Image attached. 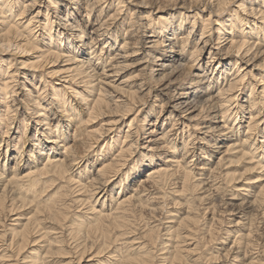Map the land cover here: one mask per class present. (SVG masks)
I'll return each instance as SVG.
<instances>
[{"label":"bare ground","instance_id":"1","mask_svg":"<svg viewBox=\"0 0 264 264\" xmlns=\"http://www.w3.org/2000/svg\"><path fill=\"white\" fill-rule=\"evenodd\" d=\"M115 1L117 0H0V168H2L0 186L3 187L0 195V226L4 222L2 217L4 220L6 217L11 218L13 222L11 241L4 238L8 234L6 230L2 232V237L0 236L1 264H17L12 260L11 253L2 251V249L8 251L14 243L19 249L18 256L36 246L33 252L30 251L29 258L26 259V256H23L20 264H47L49 258H57L53 257V246H58L57 252L64 254L61 258L68 260L65 264H72L75 259L77 260L75 264H93V261H99L103 257H108L107 264H155V259L159 255L154 254L156 256L154 258L153 254L146 253L144 256L141 255V258L133 259L129 257V253L119 256L117 250H114L115 247L111 250L110 245L113 247L117 241H123L125 238L123 236L129 233V230H119L114 235L113 229L115 227L116 229L129 228L128 226L131 229V225L125 223L130 222L128 217L131 210L127 202L134 197H139L143 190L158 186L165 181L166 177L179 174L180 179H183V187L187 189L188 186L191 187L188 181L191 179L192 172L188 169V163L193 156L190 155L187 145L193 140L192 132H190L192 128L200 132L201 137L196 138L206 140L204 145L207 148L211 147L216 153L215 160L207 158L208 160L203 161L197 168L199 172L209 170L212 173L215 170H221L228 174V170L231 167L233 169L234 162L238 163L241 158H247L251 162L247 164V167L252 166L249 172L240 174V177L264 169V140L258 141L260 133H263L261 137H264V79L259 83V88L251 89L250 96L244 100L248 104H240L237 109H235L236 105L233 107L239 95L246 92L245 80L255 68L252 62L261 49L260 40H264V0L261 3L252 0L247 3V6L241 4V11L248 15L239 16L235 12L230 13L229 17H227L229 6L235 5L238 0H166L165 2H169L167 5L163 3L158 8L155 7L156 14L150 10L143 17V27L149 34L146 33L143 36V45H139L140 47L135 45L138 41L134 40L136 42L134 43L133 36L130 34L134 32H132L131 24L134 12L130 13L132 15L124 28L125 36L121 37L122 41H119L118 33L112 31L114 26H119L116 23L123 18L125 7L123 4L126 0H118L114 4ZM197 5L202 13L198 11L199 13L188 19L189 16L185 15L192 12ZM210 6L215 7V15L209 11ZM173 11H176L178 15L170 14L171 20L168 17L166 22L157 26L156 18L163 19L158 14H169ZM206 12L207 14L209 12L208 17L204 15ZM178 17L177 22L175 18ZM108 19L112 20L111 23H108ZM188 20L191 21V28L184 29V21ZM247 22L249 23L245 31L243 26L247 25ZM210 24H215L216 28L211 30ZM104 25L107 27L104 28ZM85 28H88L91 33L89 37L86 34L88 29L86 31ZM211 31L217 32V39L213 37ZM154 49H158L159 53L155 54L157 63H153L157 67L153 65L149 67L146 54ZM137 52H140V56L136 59L135 65L141 67L138 74L142 71L145 74V70L152 72L153 75L158 73L161 76L158 85L152 87L147 84L146 79L143 81L134 77L121 79L122 70L128 66L124 61L127 57L138 54ZM206 55L209 59L204 61ZM234 56L237 59L226 63V58H234ZM182 80H185L187 85H180ZM103 85L112 86L115 91L124 92L123 97L127 95L134 97L136 94H141L143 97L154 90L159 94L169 95L170 99L166 103L167 108L156 112V118L153 121L142 122L143 125L146 124L145 127H133L136 120H130L129 129L121 140V144L115 152H109L107 158L102 161L97 170V177L91 183L86 181L78 183L75 187H78L75 191L77 192L75 203L87 204L90 196L94 195L95 198L98 191L110 182V177L124 167L122 161L126 153L137 146L140 133H144L143 136L146 138L142 141V145L139 143V148L145 150L143 160L151 161L152 156L157 155L155 150L165 151L170 144L173 147V155L165 157L166 159L159 165H153L152 160L153 167L137 181L136 188L130 192L129 196L117 199L114 209L117 210L116 213L113 209L92 207L89 223L90 225L94 223L96 230L93 235L87 236L91 244L82 245L79 254L75 256L76 252L71 254V252H65V248L62 250V247H59L64 246L63 239L60 240V234L64 233V228L61 227L62 224L66 225L70 203H66L63 199L56 200L46 210L41 211L45 212L44 218H32L24 217L25 214L16 212L19 209L28 208L24 197L17 198V202L21 203L20 206L12 203L7 206L3 200L9 192L11 194L16 191L19 194L25 192L29 195L39 183L50 177H65L67 183L72 182L69 171L71 167L76 168L75 161L82 158V155H76L80 147L76 137L81 136L78 125L75 127L73 139L70 138L72 134L68 133L73 125L72 122L80 120L78 113L81 108L76 107V104H79L89 117L101 112L103 107L112 108L113 103L109 104V101H112L111 97L107 98L110 94L105 95ZM70 94L73 95L72 98L77 102L76 104L70 99ZM158 105L155 103L151 108ZM113 108L115 112L111 119L105 122L97 133L96 131L89 133L91 134L89 137L94 139L87 143V151L93 147L94 143L112 134L114 128L124 121L126 114L117 113L121 108L119 109L118 106ZM206 112H210L207 117L211 116L212 120L214 119L213 123L199 122ZM12 113L17 114L15 119ZM24 113L27 115L32 113L35 123L34 128L30 130V137H27L29 141L27 144V139L24 143L21 142L27 135L28 123L25 122V130L22 134L18 123L21 120L20 116ZM27 115L23 118H27ZM237 119L239 122L236 124ZM51 121L56 122L52 124ZM231 121H233L232 127ZM215 132H217L216 136L211 135L213 137L209 138V135ZM7 135L11 139L14 137L17 141L15 145L17 149L14 151L18 159L11 169L8 162L12 158V147L10 138H6ZM174 140H180L179 144H174ZM3 142L5 151L1 152ZM1 155H3V162H1ZM208 162L211 165H207ZM66 174L68 177L65 176ZM234 176L236 175L232 176L233 179H235ZM250 178L252 176L247 179ZM89 192L92 194L88 195ZM247 192L249 194L251 191ZM258 193L252 195V199L248 202H237V206L245 204L250 208L260 207L259 203H262L258 200L264 197V189ZM59 201L61 204L58 206ZM137 207L144 208L137 204L133 209L134 212ZM12 215L16 217H10ZM24 220H26L25 223H23ZM47 222L53 225L46 227ZM86 223L88 224V220ZM171 223L175 226H170L174 227L170 229L175 231L176 240H179L186 237V235L181 236L179 230H186L190 233L189 236L192 235L196 231L198 219L196 216L188 217L186 220L171 221ZM82 224H84L83 221L78 225L79 227H76V231L74 230L77 234L84 231ZM55 225L60 226L58 228ZM154 230L156 229L150 232ZM89 231L87 228L84 232ZM150 232L147 234L148 238L155 241L156 235ZM252 239L254 238L251 232L246 233L240 242L238 241V246L243 247L246 244L248 246ZM93 248L94 250L90 251ZM165 248L167 251L164 250ZM159 250L163 252L160 253L157 264H161V261H168L167 264L183 263L181 245H166ZM112 251L118 255L112 254ZM248 264H256V262Z\"/></svg>","mask_w":264,"mask_h":264},{"label":"rangeland","instance_id":"2","mask_svg":"<svg viewBox=\"0 0 264 264\" xmlns=\"http://www.w3.org/2000/svg\"><path fill=\"white\" fill-rule=\"evenodd\" d=\"M117 1H115L114 4H116ZM138 1L139 0H126L125 1V3L123 4V6L125 5L124 11H123V18L120 21L118 20L119 22H117L116 24H118L119 26L118 27L114 26L112 31H114V33L117 32L119 35L118 37L119 41H122L121 37L125 36L124 28L128 25L127 21L132 15L130 13L134 12L133 13L134 15L135 13L138 12L136 15L134 16L132 15V18L135 20L134 21L133 19H131V24L133 25L132 32L133 31L134 32L130 34H132L131 36H133L132 38L133 41L134 40L138 41V42L136 41L137 44L135 45L140 47L139 45H143L142 44L143 39H144L143 36L147 33L143 27V21H144L143 17L146 15V12L153 10V13L156 14V11H157L156 8H158L159 5H162L163 3L164 4L166 3L165 5H167V3L169 2L168 1L165 2L166 0H147L146 2H144L145 3L144 4V3H140L143 0H140V2ZM186 1H190V0H186ZM250 1L252 0L236 1L235 5L229 6L230 10L229 9H228L229 11L227 10V17L231 15L230 13H235V12H237L239 16H242V14H244V16L248 15L241 11L242 10L241 4H243L244 6H247L248 5L247 3ZM256 1L261 3V1L263 0H256ZM197 7H199V5L195 6L192 12L187 13L186 15L184 14V15L189 16L188 19H191L193 15H196V13L201 12V10L199 11V8ZM209 11L213 12L214 13L213 15L216 14L215 7L213 6L209 7ZM182 13H185V12L182 11ZM170 14L178 15L176 11L169 12V14L168 13L158 14V16L163 17V19H159L160 17L156 18L158 19L157 26H161V24L166 22L167 21L166 18L168 17L171 20L172 16H170ZM208 14L207 12L204 13L206 17H208L207 16ZM108 20H109L108 23H111L112 20L110 19ZM175 20H177L178 22L179 17L175 18ZM92 22H94V19H92ZM248 23L249 22H247V25L243 26L245 27V31L247 30L246 26H248ZM106 27L107 26L104 25V28ZM185 28L187 29L191 28L190 20L186 22L184 21V29ZM209 28L211 30L213 28L215 29L216 25L210 24ZM85 29L87 31L88 28H85ZM212 33H213V37L217 39V32H212ZM86 34L88 37L91 35V33L89 32V29H88V33ZM141 34H142V37H141ZM148 34L149 33H147V35ZM126 37H127V32H126ZM135 41L134 43H136ZM260 42L261 44L259 47H261V49L259 50L257 56L254 58V61L252 62V65L255 68L254 70H252V72H250V75L248 74L247 79L245 80L246 81L245 82L246 92L242 95L240 94L238 97L239 99L237 98L236 103L233 104V107L236 105L235 109H237V107L240 104H244V105L248 104V102H244V100L250 96V93L252 91L251 89L253 87H254V90L256 88H259V83L261 82L262 79H264V40L261 39ZM137 53L138 54H135V56H132V57L130 56V57H127L125 61L123 60L124 63H126L130 68L127 66L125 70H122L123 74H122L121 79L126 78V77H131V78L134 77L135 79H141V80L146 79L145 81L148 82L147 84L151 85L152 87L158 85L159 79L161 78V76L158 73H155L153 75L152 72L145 70L146 71L144 72L145 74H143V71L141 74H138L140 73L141 67H138L135 65V62L137 61L136 59L140 56V52H137ZM147 54H146V58L148 59V65L149 67H151L153 63L154 64L157 63L156 62L157 58H155L156 57L155 54H159L158 49H154L153 51H151L148 54L149 56ZM207 57L208 55L204 56V61H207L209 59V57L208 58ZM223 58H226V57H223ZM235 59L237 58L234 56V58H226L225 61L226 63H229L230 61L233 62V60ZM205 64L206 63H204V65ZM153 66H156V65H153ZM119 82L117 83L119 84ZM179 84L182 86L187 85L185 80L180 81ZM125 88H127V90L129 89V87H125ZM103 89H104L106 96L110 94L109 96H107V98L110 99L111 97L112 101L111 102L109 101V104L113 103L112 108L103 107L101 112H97L96 114H93L91 117L86 115L87 113L83 110L82 107H79L80 106L79 104H76L77 102L73 100L72 98L73 95L71 94L70 96L68 95L70 99L74 101V103L76 102L75 103L77 105L76 107L81 108L80 113H78L80 120L78 119L75 122H72L73 125L68 131L69 135L72 134V136H70L71 139H73V133L75 131L76 125H78L80 129V133H81V136L76 137V141H79L78 143L80 144V145L78 144L80 147L78 148L76 155L77 156L82 155V158H79L78 161H75V163H77L76 164L77 167L76 168L71 167L69 171L70 177L72 175L71 177L73 179L72 182L67 183L66 182L67 179L65 177H62V178L61 177H50V178H47L46 181H44L47 183H44V182L39 183L34 189V191H32L31 194L29 195L25 194V192L19 194V192L17 193V191L15 190L16 192L13 193L14 195L9 192V194H6V197H4V200H3L5 205L7 206L10 205L11 203L16 204L17 206H20L21 203L17 202L18 201L17 198L24 197L26 204H27L26 207L28 208L22 209V210L19 209L16 212H18L19 214H25L24 217L31 216L32 218H40V217L44 218L45 212H41V211L46 210L50 205L54 204L56 200L63 199L66 201V203H70L71 204L70 213L66 219V222H65L66 225L62 224V227H61V228H64V233L60 234L61 235L60 240L63 239L64 246H59V247H62V250L65 248V252H68V253L71 252V254H74V252H76L75 256L79 254L80 247H83L82 245L86 243L89 245L91 244L90 240L87 239V236L93 235V233L96 230L95 224L92 223L90 225L89 223L90 211L92 210V207H96L97 209H100L102 207L108 210L113 209V211H115L114 209L116 207L118 198H122V197L127 198L130 192L136 188L137 181L141 179L147 173V171H149L153 167V165L155 164L159 165L160 163H162V160L166 159L165 157H170L173 155V152H172L173 147L170 144L168 148H165V151L155 150L157 155L152 156L153 165L151 164L152 160L151 161L143 160L144 159L143 155L145 154V150L139 148V143H141L142 145V141H144L146 138H144L145 136H143L145 135L144 133H140V141L136 144L137 146H135V148L132 149L129 153H126V156L124 160L122 161L124 162V167H122L121 169L118 168L119 170L117 171V174L114 173L112 175L111 173H109L110 175H112L110 177V182L106 186H104L103 189H100L98 191L99 192L98 195L94 198L93 197L94 195H91L92 193L89 192L88 195H91V196L90 198L88 197L89 199L87 201V204L86 203L85 204L75 203L76 201L75 196L77 195V192L75 191L78 188V187L77 188L75 187L77 186L78 183H85L86 181H89L91 183V181H93V179L97 177V170L100 168L102 161H104V159L107 158V156L109 155V152H115L118 149V145L121 144V140H123L124 135L129 129L130 120L131 119L136 120V124L134 123L133 127H136V126H139L140 128L145 127L146 124L143 125L142 122L143 121H146V122L153 121L156 118V112L161 111L164 108L166 109L167 108L166 103H168V100L170 99L169 95L159 94L157 91H154V90H152V93L145 94L143 97L141 94H136V93H135L136 96L134 97H130L128 95L123 97L122 93L124 92L115 91V89L112 86L107 87V85H103ZM127 97L129 100L127 99ZM140 97L144 99H141ZM139 99L140 101H138ZM113 100H115L116 102H114ZM117 100H123V101L118 102ZM125 102H126V105H125ZM123 103H124V106H123ZM155 103L159 105L153 106L151 108V106L154 105ZM117 106L119 107V109L121 108L120 110H118L119 112H117L119 115L126 114L125 118L123 119L124 121L120 122V124H118V126L114 128V131L112 132V134L106 136V138H104L103 140H100L98 143H94L93 147L89 151H87L88 150L86 147L87 143L89 141L92 142V140L94 139L93 137H89L92 134L91 131L92 132L96 131L97 133L98 129L101 128V126L105 122L111 119L112 114L115 112L113 107H117ZM128 109H131V110H128ZM208 113L207 112L204 113L203 117L201 118V121L199 120V122L213 123L214 119L212 120L211 116L207 117ZM16 115L14 114L12 117L15 119ZM26 115L27 114L25 113L22 114L20 116L21 120L18 121L19 126H20L19 130L21 134L25 130V122L28 123V126H26L27 135L25 139L22 140L23 142L21 143H24L27 137H30L31 135L30 130H32L35 125L33 121L34 119L33 114L31 113L30 115H27V118H23V117H26ZM26 119L28 120L25 121ZM92 121H95V122H92ZM51 122L53 124L56 121H51ZM237 122H239V119H237L235 123L237 124ZM232 123L233 121H231L230 123L231 127L233 126ZM244 124L246 123L244 122ZM190 132H192L193 140H191V142L187 145V147L189 148L188 150H189L190 155L193 157L190 158L191 160L189 159L190 162L188 163V169H191V172H192L190 176L191 179L190 181H188L191 184V187L188 186L189 190L183 187V179H180L181 175L176 174L174 176L166 177L165 181L162 182L163 184L161 183L158 186L145 189L140 193L141 195H139V197H134L131 200H129L127 202L128 203L127 206L130 207V210H131L129 217H128L130 222H125V223L127 225H131L132 228L130 229V226H128L129 228L118 227V229H116L117 227H115L113 229L114 235L119 230H122V231L129 230V233L123 236L125 237L123 241L122 240L117 241L116 244L113 245V247L112 245H110L111 250H113V248L115 247L114 250L115 251L117 250V253L119 254V256H123V255L125 256L127 255V253H129V257H132L133 259H138L142 257L141 255L143 256L146 255V253L153 254V255L155 254L156 256L158 255L160 256V253H162L163 251L159 249H161L162 247L163 248L166 247V245L170 246L174 244V245H181L183 248V263L182 264H237V263L238 264H248L254 261L256 262V264H264V199H263L264 197H261L258 200L259 202L262 203V204L259 203V205H261L260 207H253L254 208L253 209L250 207H246L245 204L244 206H237V202H248L249 200L252 199L253 197L252 195L257 194L261 189H264V180H263L264 179V174H263L264 169L262 170L259 169L258 171H256L257 173L253 172L255 175L251 173V174H246L245 177H240V174L249 172L252 166L251 165L250 167H247V164L251 162H249L247 158H241L239 159L238 163L234 162L233 169L231 167V169L228 170L229 171L228 174L225 173L226 171L223 172L221 170L219 171L215 170L212 173H210L209 170L199 172L200 170H197V168L202 165L203 161H206L207 158L208 159L212 158L215 160L216 153L213 152L211 147L207 148V146L204 145L205 144L204 142H206V140H199L198 138H196V137H201V135L199 134L200 133L199 130H195L194 128H192L190 129ZM216 134L217 132L211 133L209 135V138L213 137L214 135L216 136ZM185 135L187 136V134ZM261 135H263V133H260V135L258 136V141L264 140V137L262 138ZM6 138H10V137L7 135ZM14 140H15L14 137L13 139L10 138V141H11L10 145L12 147L11 148L12 158L8 162L10 169L11 167L15 166V163L18 159L17 153H15L14 151L15 149H17L15 148L17 141L16 140L14 141ZM28 142L29 141L27 139L26 144ZM173 142H175L174 144L177 145L179 144L180 140L178 141L174 140ZM1 147H2L1 152L5 151L4 142L2 143ZM260 151H261V148L259 152ZM23 154L25 155V151ZM24 159L21 162L22 165L24 164ZM233 161H236V160H233ZM1 162H3V155H1ZM207 165H211V164H209L208 162ZM1 169L2 168H0V171ZM234 174L236 175L234 176L235 179H233L232 177ZM65 176L68 177L67 174ZM249 176H252V178L248 180L247 178H249ZM204 179L205 181L203 182ZM2 188L3 187L0 188V195L2 194V191H1ZM248 190L251 191L249 194L247 192ZM102 192L104 193V195ZM10 194L13 196H11ZM77 197L81 198V196H77ZM97 199H98V202H97ZM233 202L236 203V205ZM57 203L59 206L61 204V201ZM137 204L140 206H144V208L137 207V210L134 212L133 209L135 205ZM153 208L156 210L151 211L150 209H153ZM116 212L117 210L114 213ZM195 216L198 219L196 231L192 235L189 236L190 234L189 232H186V230L180 229L179 230L180 235L181 236L186 235V237L179 238V240H176L177 237L175 235V231L171 230V229H174V227L172 228L170 227L174 225L173 223H171V221L180 222V220H186L188 219V217H195ZM10 217L13 218V217H16V215H12ZM10 219L6 217L4 220V218L2 217V220L4 222H2L0 226V230H1L0 236L2 235V232L4 230L8 231V234H6L4 238L5 240L8 238L9 241H11L10 239L12 238L10 234H11L12 223H13ZM85 219L88 220V224L86 223L87 220ZM81 220L84 222V224H82L83 230L85 231L88 228L90 231L89 232L81 231L79 234H77V232H75L76 227H79L78 225L82 223ZM25 222L26 220L23 221V223ZM52 225L53 224L51 222H47L46 227H49ZM88 225H90V227ZM59 226L60 225H55V227H58V228ZM65 227L69 229H66ZM20 228H18V230ZM153 229H156V230H154V232H150ZM58 230H61V229H58ZM149 232L152 233L153 235H156L155 241L148 238L147 234ZM249 232H251L254 239H252L251 243L249 242L248 246H246L247 245L246 244L243 247H239L238 243L240 242L241 238L245 236L246 233H249ZM33 236L35 237V235ZM84 237L85 239H83ZM134 238H136V240H133ZM0 243L2 244V241H0ZM35 247L32 250L28 249L29 251H24L25 254L21 253L20 256H18L19 249L16 247L15 243H14V246L12 245V248L10 249L8 248L9 249L8 251L7 249H2V251L8 252L9 254L11 253L14 256V257L12 256V260H14V262H17V264H20V260L23 258V256L25 255L26 259L29 258V256L31 255V252L35 250ZM52 249L54 252L53 257H57V258H54V259L49 258L47 264H65L66 262H68L67 259L61 258L64 256V254H60L57 252L58 246H53ZM166 249L167 248H165L164 250ZM0 250H1V247H0ZM93 250L94 248L91 249L90 251H93ZM111 253L118 255L117 253L113 251ZM155 255H154V258L156 257ZM159 256L155 259L156 260L155 264L158 263ZM164 256H167V255H164ZM103 258H101L99 261H96V262L93 261L94 262L93 264H100V262L101 264H107L108 257H103ZM76 262L77 260L75 259L74 262H72V264H75ZM160 263L167 264L168 261H163V262L161 261ZM0 264H1V261H0Z\"/></svg>","mask_w":264,"mask_h":264}]
</instances>
